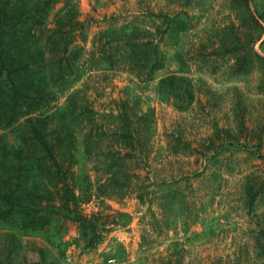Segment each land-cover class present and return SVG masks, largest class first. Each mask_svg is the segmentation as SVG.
<instances>
[{"label":"rangeland","instance_id":"1","mask_svg":"<svg viewBox=\"0 0 264 264\" xmlns=\"http://www.w3.org/2000/svg\"><path fill=\"white\" fill-rule=\"evenodd\" d=\"M112 14L116 28L159 39L166 60L151 80L104 61ZM33 29L26 82L52 100L0 125V190L11 197L0 200V264H264V64L236 72L230 54H210L232 44L264 56V0H49ZM169 74L190 80V104L159 88ZM122 101L146 123L143 146L118 156L104 113Z\"/></svg>","mask_w":264,"mask_h":264},{"label":"trees","instance_id":"2","mask_svg":"<svg viewBox=\"0 0 264 264\" xmlns=\"http://www.w3.org/2000/svg\"><path fill=\"white\" fill-rule=\"evenodd\" d=\"M48 7L49 0H0V125L9 126L16 117L23 114L29 115L30 112L25 113V107L48 105L52 100L42 90L26 82L27 77L32 74L35 61L34 45L37 36L33 28L43 23ZM150 15L165 17L164 14L156 12H150ZM116 19L114 14L104 17V61L112 70H126L137 77L151 80L152 75L163 68L166 60L165 53L160 48L159 39L148 29L139 30L133 26V32L130 33L123 31L122 28L118 29ZM51 32L58 33L61 38L66 37L65 31L55 29ZM248 41L249 45L254 43V40ZM219 49L221 54L228 53L234 58L236 72L247 71L255 60L264 64V56L253 47L247 46L246 50H241L231 44L221 48L214 47L210 54L217 55ZM67 51L65 46L63 53ZM200 55L208 57L209 54L201 53ZM73 66L74 59L65 54L61 57L57 69L64 73L71 72ZM191 87L192 84L188 78L175 74L166 75L159 81V88L163 92L187 104H190L194 98ZM120 109L121 111L116 114L111 111L104 113V138L107 139L110 147L114 144L118 145L114 153L124 156L130 155L126 148L143 146L141 131L146 120L139 111L137 113L130 110L124 101L121 102ZM25 119L28 121L32 138L45 155L56 163L50 150L51 144L46 138L38 117L27 116ZM115 119L116 123L120 124L114 126L109 123L110 120ZM174 141L179 143L178 138ZM228 142L230 143L231 140ZM97 143L93 141V145ZM177 147L175 145L173 149ZM86 152H91L88 144H86ZM4 193L0 190V200L7 202L11 197H7ZM79 221L83 225L87 218L81 217Z\"/></svg>","mask_w":264,"mask_h":264}]
</instances>
